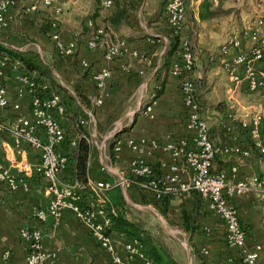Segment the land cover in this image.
<instances>
[{"label":"crops","instance_id":"crops-1","mask_svg":"<svg viewBox=\"0 0 264 264\" xmlns=\"http://www.w3.org/2000/svg\"><path fill=\"white\" fill-rule=\"evenodd\" d=\"M211 1L213 6L220 5L223 8L236 5L234 0H216V4L214 0ZM238 1L240 3L237 5L240 6L243 1ZM185 2L186 33L192 42L194 54V68L191 76L197 83V98L201 106V114L209 127L210 139L220 147L226 143L238 141L251 150L249 157H241L221 150L214 159V167L227 171L229 182L251 176L264 181V162L256 160L257 150L250 147V139L238 127L239 120L248 119L260 105L264 106V90L254 94L247 89L245 81H242L237 85L235 91H231L230 88L234 83L229 79L228 73L223 67L224 60L231 56L225 57L220 52V45L234 36L240 38L244 47H248L249 42L242 35V29L244 22L258 11L257 7L252 5V12L249 14L242 13V9H240L241 25L235 27L232 25V15L211 21H201L197 15L201 0H185ZM113 8L109 13L104 14L102 6L95 0H64L62 3L64 11L61 14H54L63 23L60 32L61 40L65 43L76 41V66L81 69L79 64L86 61L91 70L108 68L111 72V78L108 80H112L109 83L111 96L106 101L105 110L96 111V116L99 122L102 118L113 120L117 117L118 119L112 121L115 127L109 131H103L99 127L98 133L101 136L99 145L95 139H92L93 145L88 164L89 179L92 181L116 180L129 163L138 157L151 163L172 162L173 159L169 153L163 151L161 146L169 141L178 142L189 136L185 126L186 108L179 91V80L169 72L165 74L163 69L158 70L164 45L167 42V38L158 30L159 27L165 25L162 18L164 0H143L139 10L130 16L128 24L122 26L119 31L113 32L114 40L110 39V41H123L126 47L121 56L108 60L104 57L101 47L90 48L87 46L86 36L81 32L83 26H90L88 24L91 22L90 17L95 12L93 22L97 27H103L105 19ZM49 9L53 10V7L47 10ZM47 10L44 11L48 13ZM12 13L14 14L13 24L6 28L9 30L8 39H4L5 44L9 46L22 45L18 40L24 36L22 32L31 30L35 26L38 27L40 17L48 16V14L33 12L27 17H35L36 20L25 22L16 19L20 13L19 10L12 7L8 14L12 16ZM239 30H241V34L238 33ZM39 34L42 47L34 43L36 47L40 50L52 48L54 42H50L47 36ZM152 36L159 37L164 45H160V40L153 39ZM25 53L30 55L26 51ZM56 65L57 67L62 65L59 70L66 71L70 76V82L75 79L74 83L80 84L81 88H84L85 91L82 92L89 99L99 93L94 82L82 79L76 73L71 61H60ZM250 65L256 70H264V61H255ZM243 68V65L239 66L240 73L243 72ZM132 72L133 74L130 75ZM22 73H25L23 69L14 63L4 62L2 66L1 82L5 86L6 95L11 105L0 108V165L9 168L20 183L17 190L11 191L4 183L0 182V249L7 248L11 251L9 259L0 260V264H28L26 261L27 248L19 237L20 229L25 226L41 230L43 248L49 253L43 264H110L108 252L100 247L88 230L87 224L77 218L71 209H63L58 216L48 215L43 220L38 219L34 214L35 209L43 207L47 203V179L36 170L39 160L38 151L27 142L25 135L18 136L13 131L15 125H20L22 118H32V95L19 81ZM31 75L33 76V74ZM57 76L59 82L68 88L61 81L62 77L58 74ZM44 81L47 82L46 79ZM161 84L163 85L162 90L157 94ZM120 94L127 96L128 104L122 115H119L121 110L118 107ZM155 94L157 96L150 104L151 110L147 113H144L145 110L140 112L145 101ZM64 99L71 101L66 97ZM221 102L231 111L228 114L233 116V121L215 108ZM13 103L19 104V108H13ZM114 107L118 109L113 111ZM48 112L63 127L69 126L68 118L64 116V113L58 114L54 109H50ZM125 117L128 118L124 123L126 126L123 127L122 122ZM93 121L95 124V118ZM220 122L232 124V131L226 132L220 126ZM118 132L119 137L131 139L137 143L139 150L134 151L124 147L119 156L114 155L115 158L111 159L106 153L107 141L110 136ZM39 134L42 138L44 137L43 130L40 129ZM93 134L92 137L95 136ZM151 142H154L156 146H153ZM94 144L99 151L97 154L93 149ZM262 144L264 145V118ZM102 147L105 149L104 158L100 152ZM231 165L238 167L237 173H231ZM63 176L66 179H71L69 171L63 173ZM189 179L188 172L181 173V183H187ZM24 185H28L29 188L26 189ZM95 193L101 194L111 202L116 201L112 191ZM98 201L94 208V214L97 218H101L104 212L100 210L103 207V204H100L102 202L100 197ZM232 204L244 229L246 246L253 249L255 245L260 244L262 248L258 252L257 264H264V184L242 195L235 196L232 198ZM170 206L174 208L173 213L180 217L181 209L192 208L193 197L190 193L178 190L171 194ZM196 223L198 229L192 236V242L198 252V257L194 259L191 254L190 264H217L219 261L231 264V257L237 259L238 253L227 246L223 221L205 204L202 206ZM110 236L117 253L125 258L124 242L127 238L118 232H111ZM142 262L141 257H137L133 261L134 264H142Z\"/></svg>","mask_w":264,"mask_h":264},{"label":"built area","instance_id":"built-area-1","mask_svg":"<svg viewBox=\"0 0 264 264\" xmlns=\"http://www.w3.org/2000/svg\"><path fill=\"white\" fill-rule=\"evenodd\" d=\"M35 1H39L45 7L53 6L57 12L62 8L60 5L55 4V0ZM261 1L258 0V11L248 18L243 25V35L249 42L248 47H244L240 38L236 36L220 45L221 54L225 57L231 56L223 62V67L228 73L229 79L234 83L230 88L231 91H235L237 85L242 81H245L249 91L264 89V70H256L250 65L255 61H264V13ZM14 3L15 0H0V30L7 25L8 11ZM214 3L216 4L217 1L214 0ZM101 6L102 13H109L114 6V1L101 0ZM35 8L36 4H32L31 10ZM186 13L185 0H164L162 18L165 24L172 27L179 35L177 53L171 62L169 73L179 80V91L186 108L185 126L189 136L178 142L169 141L161 146L163 151L169 153L173 161H162L160 163L162 170L160 181L166 191H172L173 193L179 190L189 194L191 189L196 190L201 195L204 204L219 216L225 225L227 246L238 253V261L231 264H257L258 252L262 246L257 244L253 249L246 246L245 232L232 204V198L256 189L259 185L264 184V181L251 176L229 182L228 172L214 167L215 154H219L221 150L241 157H249L251 150L238 141L226 143L220 147L210 140L209 127L201 114V106L197 98V85L191 76L194 67V55L191 50L189 36L186 33ZM88 24L91 25V22ZM96 33H102V27H98ZM51 38L59 53L67 55L73 52L74 41L63 42L58 32H53ZM10 46L18 51L25 52L27 50L26 44ZM88 47L95 48V42L90 41ZM122 47L125 50L126 46L123 41L109 44L104 52V57L113 60L121 56L124 52L121 49ZM3 64L4 62L0 60V108L11 105L6 95L5 86L1 82ZM81 64L84 67L88 66L86 61H82ZM240 65L244 66L242 73L239 71ZM91 74L99 93L90 97V101L93 105L100 106L108 93L107 85L111 72L108 68H102L97 71L91 70ZM19 81L31 92L32 118H22L20 125H15L13 131L18 136L25 135L27 142L38 151L39 160L36 170L47 179L48 200L45 206L34 210L35 216L43 220L48 215L58 216L63 209H71L77 218L87 224L92 236L108 252L110 264H134L133 261L137 257L143 259L142 264H150L142 244L136 239L125 240V258L117 253L110 233L107 232L110 225L109 219L105 217L96 220L94 211L85 207V196L81 184L74 178L66 179L63 176V173L68 171V154L60 149V145L65 139L66 133L62 124L49 115L48 112L50 109H54L58 114L64 113L60 97L54 94L41 96L35 94L36 91H33V87L36 83L32 75L22 73ZM12 106L15 109L19 108L17 103H13ZM150 110L151 105L149 104L146 106L144 113ZM228 118L233 121L231 114L228 115ZM263 118L264 106L260 105L248 119H241L238 122L239 129L248 135L250 142L257 150L255 157L259 162H264ZM81 123H83V120H81ZM220 126L226 132L232 131V124L229 122H220ZM40 129L44 131L43 138L39 134ZM151 144L156 146L154 142H151ZM70 146H75L74 140H71ZM124 147L134 151L139 150V145L133 140L119 137L114 145L116 157L120 155ZM127 171L146 175L150 173V166L148 161L138 157L133 159L128 167L119 174L117 182L89 180V184L92 189L103 193L119 184L125 188L129 185L124 177V173ZM230 171L235 174L238 167L231 165ZM183 172L190 174L187 183L180 182V175ZM0 182L4 183L11 191L17 190L20 183L9 168L1 165ZM154 183L151 182L152 185H155ZM24 186L26 189L29 188L28 185ZM19 237L27 248V263L43 264L49 253L43 249L41 230L25 226L20 229ZM10 255L11 251L9 249H0V260H7ZM232 259L233 257L230 259L231 262ZM217 264H226V261H219Z\"/></svg>","mask_w":264,"mask_h":264},{"label":"trees","instance_id":"trees-1","mask_svg":"<svg viewBox=\"0 0 264 264\" xmlns=\"http://www.w3.org/2000/svg\"><path fill=\"white\" fill-rule=\"evenodd\" d=\"M28 1L29 0H15L14 9L23 11L28 6ZM99 1L100 0H96L97 3H99ZM113 1L114 8L110 15L105 19V24L102 27V33H96L98 27L93 22V17L96 15V12L90 17L92 22L91 25L82 27L81 34L86 36L85 42L87 46L90 41H93L95 42L96 47H101L105 52L109 44L117 42L116 40L113 42L110 41V39L114 40L113 32H117L121 29L122 26L127 25L130 16L138 11L143 3V0ZM261 7L263 8L264 13V0L261 1ZM232 9V7L223 8L220 5L213 6L211 0H201L200 4L198 5L197 15L198 19H200L201 21H211L213 19L228 17L229 15H232L233 18H236V20H238V23L240 24V10L236 11ZM247 9L246 11L248 12ZM58 25L59 22L48 15L46 17H40L39 25L37 28L41 34L51 38L53 32L59 31ZM158 30L167 38V42L164 45L163 41H161L159 37L152 36L153 39L160 40V45H164V51L161 56L160 66L158 67V70L163 69L164 73L166 74L170 70L174 55H176L177 53L179 35L172 27L167 24L159 27ZM238 33L241 34V30H239ZM190 45L192 44L190 43ZM121 49L122 51H125L123 47ZM57 53L62 59H65L64 57H66L65 60L71 61L73 63L74 70L82 79L89 81L91 80L92 82H94L92 79L90 65L86 67L83 66L81 67V69L76 66V45L74 51L68 55L64 56L58 51ZM0 60L3 62H11L19 65L23 69L25 74H33V79L36 83V85L33 87V91H36L35 94H38L40 96L54 94L60 97V101L64 109V116H66L69 121V126L66 127L67 134L60 145V149L67 152L68 154L67 169L71 174V178L76 179L82 186V190L86 199V201L84 200L85 207L89 210H92L90 203H98V199L100 197V200L102 201L101 203H104L106 216L108 217L110 222L107 231L108 233L118 232L119 234L125 236L127 239L138 240L142 244L144 252L150 264H175V261L172 259L168 248L163 243L159 242L148 228L143 226L140 222L128 217L123 209L115 208L113 202L107 200L101 194H96L90 186L88 167L90 154L92 151L90 136L85 126L81 123L82 119H80L79 116V108H72L70 102L64 99V94H67L70 100L79 99L80 102L84 105L89 104L88 97L80 90H77L75 92V95L72 94L54 76L51 69L52 66L49 63H45L40 60L36 61V59L32 58V56L26 54L24 51H18L9 45L5 46L1 42ZM132 74L133 72L130 73V75ZM44 79H46L47 82H45ZM162 84L157 94L161 92L163 86ZM195 84L197 85L196 81ZM263 90L264 89H260L251 92L256 94L263 92ZM157 94L145 101L140 109V112H143L146 106L153 102L154 97L157 96ZM215 108L221 113H224L225 117H228V113L231 112L226 108L223 102L218 103ZM119 136L120 135L118 132L117 134L112 135L108 138L106 153L111 159L115 158L114 145L117 142ZM71 140L75 141V146H70ZM250 147L255 149L252 143ZM217 155L218 154L216 153L215 157H217ZM148 164L150 166V173L146 175H139L132 171H127L124 173V177L129 183L128 189H131L133 191L132 195L134 196L133 198L135 200H138L143 204H154L156 207H158L161 215L168 219L171 225L179 224L181 229L186 234L191 254L195 259V257H198V252L192 242V236L198 229V225L196 222L201 214V209L204 201L201 195L196 190L191 189L190 194L193 197V206L190 209H181V222L176 223L174 219L168 216L170 196L173 192L166 191L163 183L160 181L162 173L160 162H148ZM151 182H155V185H152ZM236 261H238V259H235L233 257L232 262H230L233 263Z\"/></svg>","mask_w":264,"mask_h":264},{"label":"rangeland","instance_id":"rangeland-1","mask_svg":"<svg viewBox=\"0 0 264 264\" xmlns=\"http://www.w3.org/2000/svg\"><path fill=\"white\" fill-rule=\"evenodd\" d=\"M63 1L64 0H55V3L62 7ZM234 1L236 2V5L232 6V8H233L232 10L239 11L240 9H242V13L246 12V14H249V13L252 12V5L257 7V4H258V0H242L243 1L242 4L240 6H238L237 3H240V1H238V0H234ZM32 4H36V8L33 9V10H31ZM98 4L101 6L100 1H99ZM12 7H14V5L11 6L10 8H12ZM52 7L53 6L45 7L39 1L36 2L35 0H29L28 1V6L23 10V12H22V10H19L20 13L18 14L16 19L20 20V21L22 20V21H25V22H33V21L36 20V18L35 17L34 18L27 17V16H30V13L37 12V13H44V14H48V15L53 13L50 16L53 19H55L57 22H59L58 34H59V37H60V32H61V29L63 28V26H62L63 23L60 20H58V18L56 16H54V14H61L64 11V9L61 8V10L59 12H56L54 7H53L54 11L52 9L47 10L48 8H52ZM28 8H30V9L28 10ZM63 8H64V6H63ZM45 9L48 11V13L46 11H44ZM246 9L248 10V12L249 11L250 12L248 13L246 11ZM105 13H108V12H105ZM7 16H8L7 17V25L2 30H0V33L2 34V35L0 34V42L3 45H5V46H8V45L5 44V40L4 39H8L7 33H9V30H6V28H8L9 25L12 26V24H13L12 20H13L14 14L12 13V16H10V14H8ZM186 24H187V22H186ZM232 25H235V27L236 26L239 27L241 25V22L239 24L238 20H236V18H233L232 19ZM21 26H22V24H21ZM16 29H18V28H16ZM18 31H20V30H18ZM37 32H39L37 26L31 28V30L23 31L22 33L24 34L25 37L23 36L22 38H19L18 40H20V43L22 45H25V44L27 45L28 50H26V52L30 53V55H32V58L36 59V61L40 60L42 62L49 63L52 66L51 69H52V72H53L54 76L57 79H58L57 74L59 76H61L62 77L61 81L64 84H66L68 86L67 89L72 94H74L77 90H80V88H81L80 84L74 83L75 79H74L73 82H70L69 81L70 80L69 79L70 76H68L66 71H64V70L60 71L59 70V68L62 67V65H60V67H57V65H56V63L58 64V62L60 63V61L61 62L65 61L66 57H64L65 59H62L60 57V55L57 53L53 43H52V48H46V49L42 48L41 50L38 49V47H36V45L34 43H37L40 47H42V43H41L40 38H39L40 37V34H39L40 32L39 33H37ZM37 34H39V35H37ZM18 35H20V34H18ZM48 39L50 40V42H52V39L50 37H48ZM72 41H74V48H75L76 41L75 40H72ZM190 43L192 44V42H190ZM73 51H74V49H73ZM47 53H48V55H47ZM54 58L56 59L55 61L52 60ZM79 65L81 67H83L81 63ZM58 81H59V79H58ZM111 81H108V85H107L108 86V90H107L108 93H107V96L105 97L103 103L100 106L93 105L89 98H88L89 99V104L88 105L82 104L79 99L69 101L72 108H74V109L76 107L79 108V112H80L79 116H80V119L83 120L82 124L85 126L86 130L89 133L90 140H91V145H93V143H92L93 140L92 139H95L98 145L100 144L101 136H99V133H98L99 132V127L103 131H106V130L109 131V130H111V129H113L115 127V124L112 121H115V120L118 119L117 117H115L113 120L112 119L106 120V119L102 118L101 122H99V119L96 116V111L105 110L106 101L111 96L110 88H109V86H110L109 83H111ZM80 91H85V90L82 87ZM64 97L69 99L67 94H64ZM126 98H127L126 95L123 96V95L120 94L118 96V100L120 102V105L118 107L121 110L119 115H122L126 111V107L128 106V104L126 102ZM117 109L118 108L114 107L112 110L116 111ZM93 118H95V120H96L95 124H94ZM127 118L128 117H125L124 121L122 122L123 126L125 125L124 123L126 122ZM118 126H120V125H118ZM64 129H65V133L67 134L66 127H64ZM92 133L95 134V136L93 134L94 137H92ZM93 149H94V152L96 154L99 152L96 149V145L95 144H94V148ZM100 152H101L102 157L104 158V155H105L104 147H102L100 149ZM88 167H89V165H88ZM117 179L118 178H116V180ZM116 180H114V182L118 181V180L117 181ZM94 191L98 192V193L99 192L103 193V192L97 191V190H94ZM109 191H112L113 197H114V199H116V201L113 202L115 208L117 206V208L123 209L126 212L128 217H130L131 219H133L135 221L140 222L143 226L148 228L151 231V233L153 234V236L159 242L163 243L168 248V250L170 251L172 259L175 261V264H190L191 250H190V247L188 245L186 234L181 229L179 224L171 225L169 223L168 219H166L164 216L161 215V213L159 212V208L156 207L154 204H143V203H140L138 200H135L133 198L134 196L132 195L133 191L131 189H128V186L124 188L123 186H121L119 184L118 186L114 187L113 190L111 189ZM109 191H107V192H109ZM90 204H91L92 210L94 211V208L97 206V203L91 202ZM100 204H103V207L100 210H101V212H104V214H103V216L101 218H97L96 215H95L96 220H101L102 218L107 217L106 216V212H105L106 210H105V207H104V203H100ZM170 207L171 208H169L168 216L171 217L172 219H174L176 221V223H180V217H178L177 214H174L173 213L174 212V208H172V206H170ZM88 230L91 231L89 227H88ZM19 233H20V231H19ZM91 235H92V233H91Z\"/></svg>","mask_w":264,"mask_h":264}]
</instances>
